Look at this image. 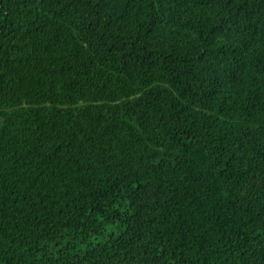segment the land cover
Returning a JSON list of instances; mask_svg holds the SVG:
<instances>
[{
  "label": "trees",
  "instance_id": "trees-1",
  "mask_svg": "<svg viewBox=\"0 0 264 264\" xmlns=\"http://www.w3.org/2000/svg\"><path fill=\"white\" fill-rule=\"evenodd\" d=\"M0 264H264V0H0Z\"/></svg>",
  "mask_w": 264,
  "mask_h": 264
}]
</instances>
